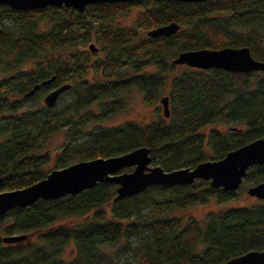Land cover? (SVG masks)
<instances>
[{"label": "trees", "instance_id": "16d2710c", "mask_svg": "<svg viewBox=\"0 0 264 264\" xmlns=\"http://www.w3.org/2000/svg\"><path fill=\"white\" fill-rule=\"evenodd\" d=\"M131 7H141L134 27L108 25ZM171 21L180 26L173 35H146ZM43 23L50 27L40 31ZM263 41L264 0H140L91 4L82 12L0 5V192L29 186L51 171L45 168L48 153L38 151L60 129L65 132L60 161L74 152L62 168L139 147H147L151 164L164 171L192 168L263 137L264 72L186 67L167 77L180 51L245 46L264 61ZM91 43L95 52L88 49ZM89 73L92 80L85 77ZM52 76L51 85H70L53 106L40 103L50 84L26 96ZM132 89L147 104H156L167 89L169 116L146 125L88 128L121 110L122 97ZM63 94L69 99L61 103ZM26 104L31 106L24 109ZM93 105L95 112L88 110ZM214 123L228 128L201 132ZM77 140L81 144L73 147ZM262 181L264 165H253L241 184ZM116 187L98 183L75 195L39 199L6 212L0 216V233L34 235L35 241L20 246L25 239H0V264H221L264 250V201L209 212L202 227L192 216L170 214L210 199L222 203L238 193L195 180L150 186L117 199ZM68 245L74 255L66 261L62 253Z\"/></svg>", "mask_w": 264, "mask_h": 264}, {"label": "water", "instance_id": "95a60500", "mask_svg": "<svg viewBox=\"0 0 264 264\" xmlns=\"http://www.w3.org/2000/svg\"><path fill=\"white\" fill-rule=\"evenodd\" d=\"M137 1L140 0H0V5L24 11L64 6L82 12L91 4ZM166 1L195 3L204 0ZM179 27L178 23L171 21L149 29L146 35L150 38L168 37L176 33ZM88 49L92 52L97 50L92 43L88 45ZM171 62L201 70L216 68L237 73L264 72V61L255 59L245 46L180 51ZM53 80L54 76L35 84L26 96L32 95L41 85L51 84ZM69 87L68 83H64L48 91L42 99L44 105L53 106L60 94ZM159 102L164 117H168V97H161ZM149 153L147 147H139L121 155L77 161L63 168L53 169L29 186L0 192V216L11 209L30 206L39 199H59L65 195H75L103 182L117 185V199L138 195L150 186L189 185L195 180L207 181L214 189L236 191L251 166L264 165V136L228 151L221 159L203 161L192 168L164 171L159 165L150 166ZM124 168L131 170L120 171ZM246 193L264 201V181L249 186ZM26 238V234L9 235L2 237L1 241L14 243ZM221 264H264V250H251Z\"/></svg>", "mask_w": 264, "mask_h": 264}, {"label": "rangeland", "instance_id": "374dc122", "mask_svg": "<svg viewBox=\"0 0 264 264\" xmlns=\"http://www.w3.org/2000/svg\"><path fill=\"white\" fill-rule=\"evenodd\" d=\"M140 9L141 7H131L128 12L121 13L113 21H111V23H109L108 25L113 28L134 27L135 22H136V16ZM49 27H50L49 23H43L40 25L39 30L45 31ZM263 45H264V41H263ZM92 58L94 59L95 56H92ZM175 66L176 68H174V70L168 72L167 74L168 78H171L181 73L187 67L186 65H175ZM85 77L89 80L93 79L90 73L85 75ZM164 95H167V89L163 91L161 97H163ZM67 99H69V94H63L61 103ZM122 100L124 101L125 106L121 110L111 115L108 119L102 122L90 125L88 128H91L92 126H95V125H99L105 128H111V127L120 126L126 122H135L139 125H146L147 123L157 120L159 117L164 118L163 113H162L161 103L159 101L156 104L145 103L143 100V95L137 92L135 89H132L125 96H123ZM40 103L43 104L42 100L40 101ZM28 106H31V104L29 105L26 104L24 109ZM88 110L95 112L97 110V106L93 105ZM227 128L228 127L226 125H223L220 123H214V124H209L205 126L201 130V132L207 133L208 131L212 129L218 130L220 132H225ZM41 143L42 144L38 152L43 153L46 151L48 153L49 160H48V164L45 167L48 170H53L58 167L62 168L60 167L62 166L61 164H66L67 162H69L71 159V156L74 155V152L72 153L71 151L70 152L71 156H67L64 159V161H60L61 154H62L61 151L65 144V132L62 129L57 130L56 132L48 136ZM78 144L79 145L81 144V140H77L76 142L72 144V146L76 147L78 146ZM150 166H155V165L150 163ZM249 186L251 185L241 184L239 188L236 190V192L238 193L237 196L225 202L217 203L215 200L210 199L205 204H196V205L190 206L185 209H176L172 211L170 215L175 216V217H181V218L192 216L196 218L200 226L203 227L205 225L206 217L209 212H218V211H223L228 208L246 207L250 205L260 204L262 200H259L253 196H249L246 193V190L248 189ZM14 234H19V233H14ZM3 236H8V235L4 233H0V239ZM34 241H35L34 235L28 236L23 242L20 243V246L27 244L29 242H34ZM73 255H74L73 247L71 245H68L62 253V258L66 261H69L73 257Z\"/></svg>", "mask_w": 264, "mask_h": 264}, {"label": "flooded vegetation", "instance_id": "af4514ba", "mask_svg": "<svg viewBox=\"0 0 264 264\" xmlns=\"http://www.w3.org/2000/svg\"><path fill=\"white\" fill-rule=\"evenodd\" d=\"M56 87H58V85L55 86V85H53V84H52V85L50 84V86H49V88H48V91H50V90H52V89H54V88H56ZM48 91H47V92H48Z\"/></svg>", "mask_w": 264, "mask_h": 264}]
</instances>
